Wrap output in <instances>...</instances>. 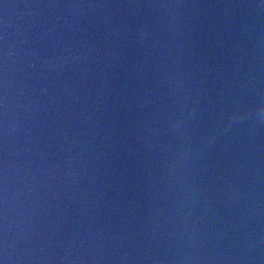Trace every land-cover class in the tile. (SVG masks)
I'll use <instances>...</instances> for the list:
<instances>
[{
	"label": "water",
	"instance_id": "1",
	"mask_svg": "<svg viewBox=\"0 0 264 264\" xmlns=\"http://www.w3.org/2000/svg\"><path fill=\"white\" fill-rule=\"evenodd\" d=\"M0 264H264V0H0Z\"/></svg>",
	"mask_w": 264,
	"mask_h": 264
}]
</instances>
